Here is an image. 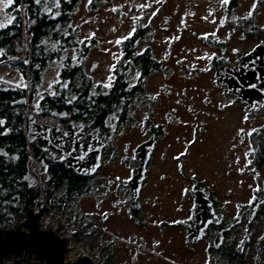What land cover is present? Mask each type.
I'll list each match as a JSON object with an SVG mask.
<instances>
[{"label":"rangeland","instance_id":"374dc122","mask_svg":"<svg viewBox=\"0 0 264 264\" xmlns=\"http://www.w3.org/2000/svg\"><path fill=\"white\" fill-rule=\"evenodd\" d=\"M255 1L238 0L237 10L244 15ZM6 3L7 0H0V26L13 20V13L4 6ZM224 5V0H78L68 11L66 19L49 29L50 32L57 31L60 37L53 40L51 33L44 35L45 45L50 50L57 49L58 54L49 60L43 71L39 93L32 100V109L37 111L34 104L41 96L57 94L58 87L66 85L67 81L60 77L61 69L66 67V58L69 57L74 65L80 67L81 73L74 78L75 84L80 85L90 79L93 90L98 84L109 85L112 81V69L122 60L116 39L126 37L133 28L142 24L147 27L148 36L138 41L137 50L150 45L155 56L167 61L165 46L171 36L175 35L177 42L186 46L183 56L176 57L182 61L181 64L171 59L169 74L153 75L145 83V91L150 98H158L157 108L182 113L187 121L191 120V116L186 114L182 105L170 99L174 96L165 95V90L159 87L161 83L172 84L173 91L181 92L184 88L189 95L180 97L187 104L203 110L198 112V119L204 123L199 126L201 138L195 144V152L185 158L188 163L186 170L188 167L194 168L196 176L216 193L219 206L226 209V215H233L264 181V175L261 176L260 171H256L248 153L249 141L243 142L239 138L240 131L254 132V129L258 130L264 124V108L248 115L238 100L224 95L222 88L214 82L216 67L211 66L208 61L211 50L215 49L219 57L229 61L255 41L254 36L241 35L239 30L231 26L230 19H225ZM40 8L49 17L57 18L59 0H40ZM192 11L194 14L190 15ZM164 16H168L170 20H164ZM257 18L261 21L259 27L264 32V3L260 6ZM112 24H116L115 32L111 31ZM22 36L27 44L25 33ZM84 41L89 49L82 55L80 47L83 48ZM213 42H218V45L223 43L224 48L213 45ZM192 46H197L196 52H191ZM187 55L195 62L188 61ZM129 72L131 73L130 69L125 70L126 76L131 85H136ZM0 84L26 86L27 81L16 66L6 64L0 66ZM193 93H209L211 104L198 101ZM139 95L145 94L136 91L129 97L126 114L130 119L126 116L123 122L115 124L113 119L117 115L112 113L107 118L111 134L105 139L101 137L107 143L102 149L101 164L93 174L90 187L76 195L72 201L65 198L69 202L66 210L71 216L78 217L80 232L91 235L85 242L79 237L81 243L104 259L110 255V264H228L220 253L208 254L206 241L193 247L184 238L180 227L159 223V220L175 218V200H182L180 191L188 186L192 175L173 170L172 162L159 163L156 160L143 182V190H140L138 212L136 215L132 214L127 201L130 194L126 183L135 165L133 148L143 138L144 128L135 118L143 117L142 114L147 112L137 110ZM212 110H215L216 116L209 115ZM116 111L121 112L120 108ZM68 115V112H56L38 118L40 122L56 124L58 116ZM126 142L129 144L127 148ZM43 169L50 181L46 165ZM162 172H166L167 177L155 181ZM57 191L62 195L61 191ZM155 200H158L159 206L153 204ZM261 208L264 211V203ZM103 214H106L105 218ZM23 220L19 223L22 224ZM254 224V237L247 251V264L255 263L259 244H264V219L258 218ZM39 225L51 228L42 224L40 219ZM248 235L247 224L240 222L228 234L227 243L231 242L240 248ZM89 242H92L91 247ZM27 257L20 256V263L25 264ZM29 262L37 260L31 255ZM12 263V257L5 258L3 262ZM259 264H264V255Z\"/></svg>","mask_w":264,"mask_h":264},{"label":"trees","instance_id":"16d2710c","mask_svg":"<svg viewBox=\"0 0 264 264\" xmlns=\"http://www.w3.org/2000/svg\"><path fill=\"white\" fill-rule=\"evenodd\" d=\"M78 0H59V15L57 18L49 17L41 10L40 0H13L8 9L13 13L11 23L0 26V66H16L27 85L3 86L0 84V228L16 227L22 221L28 209L34 207V200L38 196L36 174L32 159L27 153L30 147L33 156L46 165L50 174L49 184L53 189L59 190L62 197L70 201L75 196L90 187L93 175H77L72 169L65 168L62 163L52 161L50 156L38 149L35 142L29 143L26 139V116L32 112L39 121V116L59 113H69L68 117H57V125L61 128L65 123L74 119L85 122L88 130L99 126L101 137L105 139L111 133L107 126V118L114 113L117 118L113 119L115 124L123 122L129 106V97L135 92V85H131L125 70L132 66L143 65L144 60L151 59L148 51L135 55L136 51L132 43L124 40L121 43V62L111 71L112 81L108 87L101 84L91 88V80L75 84L74 78L81 73L80 67L73 64L68 57L61 69L60 77L67 81L66 85L58 87L57 94H45L34 104L33 97L38 95V88L42 82V74L49 60L56 57L58 50H50L43 42L44 35L51 33L50 37L58 39L57 31L50 32L51 26L62 22L67 18L68 11L73 8ZM23 33L26 35L27 44L24 43ZM134 36L129 38L132 42ZM92 42L93 39L91 40ZM27 45V46H26ZM73 45V44H71ZM77 45V44H76ZM80 47L82 55L87 53L88 45L83 42ZM26 48L28 51H26ZM28 54V55H27ZM89 78V77H88ZM120 108L121 112L118 113ZM55 112V113H53ZM62 197H56V204L62 210L67 209ZM131 198L130 196L128 197ZM48 199V196L46 197ZM129 199H127L129 203ZM136 215L138 210L132 209ZM264 219V211L259 209L253 223H248V238L243 241L242 247H236L233 243H226L219 249L210 247V252L220 253L228 264H247V251L254 237L252 228L256 219ZM238 224V223H237ZM236 225V224H235ZM77 236L85 241L91 236L78 231ZM85 238V239H84ZM228 242V240H227ZM92 246V242L88 244ZM258 255L254 264L260 263L264 255V244L260 242ZM25 255V254H24ZM111 263L110 255L106 257L105 264Z\"/></svg>","mask_w":264,"mask_h":264},{"label":"water","instance_id":"95a60500","mask_svg":"<svg viewBox=\"0 0 264 264\" xmlns=\"http://www.w3.org/2000/svg\"><path fill=\"white\" fill-rule=\"evenodd\" d=\"M214 82L217 86L226 84L225 92L236 94L245 102L250 113L255 104L264 107V42L256 45L249 52L241 55L234 67L217 69L214 72ZM100 127L94 126L85 130L82 120H68L64 127L57 124L40 122L30 112L26 116V139L41 151H45L52 161L62 163L65 168L72 169L77 175L90 176L95 174L101 164L102 149L105 145L100 136ZM241 136L243 131L239 133ZM152 140L148 139L134 148L138 156L135 172L127 180L130 194L129 208L140 207L139 194L145 177L146 164L152 150ZM194 191L195 206L192 209L191 223L186 224V234L190 242L200 240L204 230L210 223L220 224L222 214H216L201 186ZM264 203L262 196L254 195L243 212H248L251 221L260 204ZM106 214H103L105 218ZM241 214L229 224L220 226L210 242V247L218 248L223 241V230H229L239 223ZM68 240L60 237L52 228H42L39 225V213L32 208L16 228H0V264L4 259L12 257L14 263L21 264L20 256L27 255L25 264H93L87 256H81L75 261H65L68 251ZM33 256L37 262H29Z\"/></svg>","mask_w":264,"mask_h":264},{"label":"flooded vegetation","instance_id":"af4514ba","mask_svg":"<svg viewBox=\"0 0 264 264\" xmlns=\"http://www.w3.org/2000/svg\"><path fill=\"white\" fill-rule=\"evenodd\" d=\"M263 0H256L254 4H252L247 11L246 14L242 15L237 10V7L239 6L238 0H228L227 3L224 5V13L226 14V20L230 19L231 26L234 29L239 30L242 34L246 37H255V41L245 50L241 51L238 55H235V57L229 61H227L223 57H219L216 54V50H211V57L209 58V63L211 66L215 68V71L217 69H223L225 67H234L238 63V59L241 55L249 52L252 50L256 45L261 44L264 42V32L261 31L259 24L261 21L257 18V13L260 9V6L263 4ZM251 13V15H249ZM194 11L191 12L190 15H193ZM105 19V18H103ZM164 20L169 21L168 16H164ZM113 22V21H112ZM111 22V23H112ZM235 24V25H233ZM117 30L116 24H112L111 31L115 32ZM194 34V31L192 32ZM134 36V39L132 42L129 40V38H132ZM148 36L147 33V27H144V25L139 24V26H136L132 29V31L126 35L124 38H118L116 39L119 41V46L121 43L128 39L130 43L133 44L134 49L136 51L135 55L148 51V53L151 55V59L144 60L142 63L143 65L136 64L135 66H132L130 68L131 73L129 72V75L133 77V79L136 81V91L142 92V94L145 95H139V106L137 107L138 111L147 110L146 113L142 114V116H136L135 120L144 126L143 128V138L140 139L136 144L135 147L141 144L142 142L151 139L152 140V150L149 156V160L146 164V170H145V177L143 182L146 180L147 176L150 173V170L156 160H158L159 163L164 162H172L174 164L173 170H178L181 173H192V175L189 177V184L187 187H184L180 191V196L183 195L182 200L178 201L175 200L174 208H177V213L174 214L175 218L171 220H159V223L164 226H171V227H180L182 229L184 238L189 241L186 234V224L191 223L192 219V209L195 206V197H194V191L198 188L197 186H201L204 191L208 194V198L211 201V205L213 207V210L216 214H222V220L220 224L210 223L207 228L204 230L203 237L192 243L190 242L193 247L200 244L203 241H206L207 244V252L208 254H211L210 252V242L213 239V237L218 232V229L220 226H224L229 224L231 221H233L238 215L241 214V220L240 222H245V224L253 223L257 213L259 212V209H261L262 204L259 205L258 210L256 212V215L254 218L249 221L248 220V212H243L244 209L248 206L251 198L254 195L262 196L264 193V181L260 184L261 186L258 189L253 190L251 197L246 199L242 203V205L239 208V211L234 212L233 215L227 216L226 215V209H222L219 206V201L216 198V193L211 189L206 183H204L203 180H200L196 176V171L194 168H189L186 170V166L188 163L185 162V158L189 156L192 152H195V144L200 140L201 138V130L199 129V126H201L203 121L198 119V112L203 111L202 109H198L194 106H191V104H187L180 95H189L188 92L185 91L183 88L181 92L179 91H173L172 90V84L170 83H161L159 87L161 90H165L166 96H174L170 97V99H173L175 103L180 104L184 107L186 114L188 116H191V120L187 121L184 120V114L174 112L171 109L165 111L161 108L156 107V101L158 98L155 97H149L146 94L145 91V83L148 79H150L153 75H163V74H169L168 68L170 67V60L174 59L173 62H176L178 64H181L182 61H180L178 56H183L182 54L185 52L186 46L184 44H180L176 40V36L172 35L171 40H169L165 46V56L168 58L162 59L161 57L155 56L153 53L154 49L150 45H146L145 47L137 50V43L138 41L145 39ZM218 45V42L214 43L213 45ZM223 43H219V47L224 48L222 46ZM122 46V45H121ZM121 46H120V56H121ZM197 51V46L191 47V52ZM188 58V61L195 62V60L190 59L189 55L186 56ZM214 71V72H215ZM222 88V92L224 95L231 96L238 100L242 106L246 109L245 102H242L239 97L236 96L234 93L225 92L224 88H226V84H223L222 86H219ZM192 94V93H191ZM193 95L197 96V100L205 103L206 105L211 104V97L209 96V93H193ZM199 95H205L200 97ZM264 107H259L258 104H255L252 108L251 112L248 113L246 109V113L248 115L255 114L258 110L263 109ZM164 112V113H163ZM209 115L216 116L215 110H212V113ZM129 117V115H128ZM130 119V117H129ZM121 123V122H120ZM255 131H250L249 133H246L243 131L242 136L239 134V138L241 141L245 142L246 140L249 141L248 147V153L251 155V159L253 161L254 167L256 171H260L261 176L264 175V124L261 125V127ZM100 133H104V131L101 130ZM111 134V133H109ZM107 143V140H105V144ZM128 143H125V147H128ZM134 147V148H135ZM133 148V152H134ZM126 151V149H125ZM135 159V165L132 169L131 174H133L136 170V167L138 165V156L134 154ZM183 174V175H184ZM260 176V178H262ZM167 177L166 172L159 173L158 178H156L155 181L158 179L164 180ZM264 178V176H263ZM168 179V178H167ZM166 179V180H167ZM143 182L141 186V191L143 190ZM153 184L151 185V187ZM141 193V192H140ZM140 196V194H139ZM139 199V198H138ZM130 201V199H129ZM158 200L154 201V205L159 206L157 203ZM106 217V216H105ZM240 222L234 226H232L229 230H223V241L221 245L227 243L228 234L233 231ZM220 245V246H221ZM214 248V249H219Z\"/></svg>","mask_w":264,"mask_h":264},{"label":"built area","instance_id":"2783aa9c","mask_svg":"<svg viewBox=\"0 0 264 264\" xmlns=\"http://www.w3.org/2000/svg\"><path fill=\"white\" fill-rule=\"evenodd\" d=\"M27 153L32 159L39 188L38 196L34 200L33 211L39 213L42 224L49 225L56 234L68 240L67 247L69 249L64 255V260L73 262L81 256H87L93 264H105V259L102 256L81 243V239L76 234L81 230L78 217L71 216L66 209L62 210L56 204V197L62 196L48 183L49 176L46 170L43 169L44 164H40L38 157L33 156L30 147H28ZM47 196L48 199H46ZM62 200L69 204L64 197H62Z\"/></svg>","mask_w":264,"mask_h":264},{"label":"snow or ice","instance_id":"6c2138e0","mask_svg":"<svg viewBox=\"0 0 264 264\" xmlns=\"http://www.w3.org/2000/svg\"><path fill=\"white\" fill-rule=\"evenodd\" d=\"M37 2H39V0H37ZM91 2V0H90ZM228 0H224V3H227ZM13 3V0H7V3L4 5L5 7H8L9 5H11ZM249 15H251V13H249ZM117 43H119V41H117ZM111 79V78H110ZM109 85H105V87H108Z\"/></svg>","mask_w":264,"mask_h":264}]
</instances>
